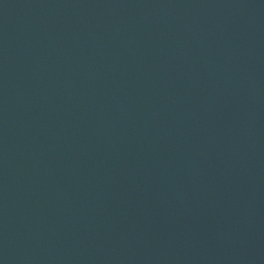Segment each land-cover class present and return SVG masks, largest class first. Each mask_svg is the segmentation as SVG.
I'll return each mask as SVG.
<instances>
[{"label":"water","instance_id":"95a60500","mask_svg":"<svg viewBox=\"0 0 264 264\" xmlns=\"http://www.w3.org/2000/svg\"><path fill=\"white\" fill-rule=\"evenodd\" d=\"M0 264H264V0H0Z\"/></svg>","mask_w":264,"mask_h":264}]
</instances>
